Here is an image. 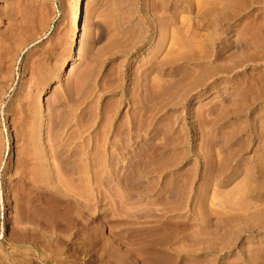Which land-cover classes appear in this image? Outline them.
I'll use <instances>...</instances> for the list:
<instances>
[{
	"label": "rangeland",
	"instance_id": "obj_1",
	"mask_svg": "<svg viewBox=\"0 0 264 264\" xmlns=\"http://www.w3.org/2000/svg\"><path fill=\"white\" fill-rule=\"evenodd\" d=\"M231 1H213L222 9H212L210 20L218 19L203 30L217 36L210 41L213 51L229 47L225 55L237 50V40L244 43L254 30L259 36L264 31V0H242L247 4L238 8ZM202 5L199 0H83L75 37L68 15L74 0H0V264H264L263 187L248 177L254 172L264 180V61L223 72L205 62L209 57L188 58L200 37L199 16L207 8ZM75 39L77 59L62 72ZM191 42L192 53L181 52L185 58L173 63V49ZM159 61L165 63L158 67ZM192 75H198L194 82ZM160 79L168 84L164 105L154 93L144 103L143 88L155 91ZM128 127H137L131 145L136 150L144 147L145 137L150 140L142 158L136 154L141 162H135L134 177L126 178L129 154L118 147ZM103 137L105 149L115 151L114 160L122 165L110 172L106 156L102 169L93 165L94 172L80 173L89 163L85 151L93 154V142ZM209 149L215 156L237 153L227 157L230 164L223 159L229 167L221 170V157ZM209 157L220 161L219 168ZM207 160L216 164L215 171ZM257 166L263 175H257ZM76 169L90 183L80 174L79 181ZM96 176L113 179L99 185ZM242 186L247 194L239 193Z\"/></svg>",
	"mask_w": 264,
	"mask_h": 264
},
{
	"label": "bare ground",
	"instance_id": "obj_2",
	"mask_svg": "<svg viewBox=\"0 0 264 264\" xmlns=\"http://www.w3.org/2000/svg\"><path fill=\"white\" fill-rule=\"evenodd\" d=\"M82 1L83 0H74V5H75V8L73 9V10H71V12L68 14L69 15V17H70V20H72L73 22H74V25H75V28H76V30H75V37H77L78 36V34H79V20H81L80 19V15H81V3H82ZM200 1V3H201V8H203V7H209L208 9L206 8L205 9V11H202L201 13H200V16H199V22L198 23H200L199 25H200V30H199V33H198V35L200 36L199 38H197V40H195V42H197L196 43V46H192V47H195V48H192L193 49V53H192V49H191V45H195V42H194V44H193V42H191L190 43V47L188 46V44L189 43H187V45L184 47L183 45L181 46V48H183V51H181L182 49L180 48V47H178V46H176V47H178V49H176V48H174L173 50L175 51V53H171L173 56L172 57H174V59H175V61H173L174 59H172V61H173V63L174 62H176V60H181V57L183 58L184 56L183 55H181V52L183 53V52H185V51H191L190 53H192V55H187V56H189L188 58H190V56H194V58H196L197 57V60L199 59V58H206V57H209V59L207 58V61H205L207 64H213L214 65V69L213 68H211V69H213V70H217L218 71V69L219 70H222L223 72L225 71V72H229V71H232V70H234V69H236L237 67H239V66H241L242 64H244L245 62H249V61H257V60H263L264 61V31L262 32V34L259 36V34L261 33L260 31H253V32H258V36L259 37H256V35H255V33H252L251 35H253V36H251V38L249 37L248 38V36H247V38H246V40L245 41H243L244 43H242L241 41V39L240 40H237L236 41V43L238 42V41H240L239 43H237V44H240V46L237 48V50H235V52H230L231 54H224L223 53V50L224 49H226V47H228V46H225V48H216V50H212V48H211V46L213 45V44H211V42L213 41V37H214V39L216 38L217 39V36L215 37V36H208V34L206 33H204V26L206 25V28H207V26L209 25V22L211 23V21L213 20H210L211 19V17L213 16L212 15V13H214L215 11H216V9H218V8H221V7H218V8H214V6H215V3L213 2V1H215V2H217L216 0H199ZM229 1V0H228ZM243 1H245V0H243ZM231 2H233V4L232 3H228L227 5H226V8H227V6L229 5V4H232L235 8H238V7H240V6H242L243 4H245L244 2H243V4H242V0H232ZM213 3H214V6H212L213 5ZM219 3V2H218ZM218 3H216V4H218ZM242 4V5H241ZM247 4V3H246ZM245 4V5H246ZM231 5V6H232ZM238 5V6H237ZM218 6H222L223 7V5L220 3V4H218ZM213 7V8H212ZM216 7V6H215ZM224 7H225V5H224ZM233 7V8H234ZM228 8H229V6H228ZM215 10L214 12H212L213 10ZM222 9V8H221ZM231 9H232V7H231ZM230 9V10H231ZM240 9V8H239ZM234 10V9H233ZM241 10V9H240ZM222 11V10H221ZM218 12H220L219 11V9H218ZM227 12V11H226ZM225 12V13H226ZM228 13V12H227ZM217 14V13H216ZM215 14V15H216ZM229 14V13H228ZM231 14V13H230ZM220 15H222L221 13H220ZM225 15V14H224ZM227 15V14H226ZM227 16H230V15H227ZM226 16V17H227ZM232 16V15H231ZM226 17H224L225 19H226ZM230 18V17H229ZM229 18H227L228 19V21H229ZM215 19H216V17H215ZM214 19V20H215ZM218 19V18H217ZM216 19V20H217ZM213 20V21H214ZM213 21H212V23H213ZM211 23V24H212ZM215 23V22H214ZM253 25V24H252ZM221 26H222V24H221ZM228 26V25H227ZM254 26V25H253ZM209 27V26H208ZM230 27V26H229ZM258 28V27H257ZM219 29V28H218ZM222 29V28H221ZM213 30V29H212ZM212 30L210 31L209 30V32L212 34ZM226 30H227V28H226ZM226 30H225V32H226ZM249 31H251L250 29H248ZM214 31V30H213ZM221 31H223V30H221ZM216 32V31H215ZM224 32V33H225ZM230 32V31H229ZM260 32V33H259ZM219 33H221L220 31H219ZM250 33V32H249ZM195 34V33H194ZM215 35L217 34L218 35V32H216V33H214ZM214 34H212V35H214ZM227 34V33H226ZM257 34V33H256ZM195 35H197V34H195ZM221 35H223L222 33H221ZM249 35V34H248ZM209 38H208V37ZM219 36V35H218ZM254 36H255V38H254ZM221 37V36H220ZM220 37H218V39L220 38ZM225 37V36H224ZM246 37V36H245ZM244 38V37H243ZM257 38V39H256ZM220 39H222V37L220 38ZM223 39H225V38H223ZM245 39V38H244ZM212 40V41H211ZM211 41V42H210ZM79 42L80 41H78L77 42V40L75 39V42L73 43V45L71 46V48H70V50H71V53H72V56L70 57V59L68 60V62L66 63V64H64V66L62 67V72H64V71H66V69L77 59V52H76V48L78 47V44H79ZM138 42V41H137ZM187 42H190V41H187ZM214 43V42H213ZM230 43H233V42H230ZM242 43V44H241ZM236 45V44H235ZM161 46V45H160ZM188 46V47H187ZM213 47H214V45H213ZM185 48H186V50H185ZM189 48H190V50H189ZM229 48V47H228ZM235 48H236V46H235ZM158 49V48H157ZM156 49V50H157ZM176 49V50H175ZM155 50V51H156ZM234 50V49H233ZM173 52V51H172ZM189 53V54H190ZM170 55V54H169ZM186 56V55H185ZM168 57H171V55L170 56H168ZM211 57V58H210ZM167 58V57H166ZM185 58V57H184ZM192 58V57H191ZM190 58V59H191ZM193 58V59H194ZM169 59V58H168ZM167 59V60H168ZM192 59V60H193ZM163 60V59H162ZM196 60V59H195ZM210 60V63H208V61ZM215 60H219V61H217L216 63L214 62ZM164 61V60H163ZM169 61H171V60H169ZM190 61V60H189ZM168 62V61H167ZM163 63H165V62H161L160 63V61H159V63L157 62V64H156V66H158V67H161L162 65H163ZM173 63H171V64H173ZM215 63V64H214ZM159 64H161V65H159ZM167 64V63H166ZM200 64V63H199ZM204 65H206V64H204ZM212 65V66H213ZM153 66V65H152ZM155 66V67H156ZM165 66V65H164ZM163 66V67H164ZM207 67H209L208 65H206ZM162 67V68H163ZM201 69H202V67H200ZM204 68H206V67H204ZM155 69V68H154ZM156 69H157V67H156ZM200 69V70H201ZM151 70H152V68H151ZM158 70H159V68H158ZM163 70V69H162ZM206 70H207V68H206ZM205 70V71H206ZM203 71H204V69H203ZM212 71V70H211ZM221 71V72H222ZM195 72V71H194ZM198 72H199V70H198ZM208 72V71H207ZM209 72H210V70H209ZM191 73H193V71L191 72ZM199 73H201V72H199ZM188 74V73H187ZM197 73L195 72V74L194 75H196ZM204 74V73H203ZM207 74V73H206ZM191 75V74H190ZM194 75H192V79L194 78V77H197V76H194ZM185 76V75H184ZM183 76V77H184ZM207 76V75H206ZM208 76H209V74H208ZM207 76V77H208ZM186 77H188V76H186ZM198 78H200V76L198 77ZM261 78V77H260ZM179 79V78H178ZM177 79V80H178ZM189 79H190V77H189ZM188 79V80H189ZM194 79H196V78H194ZM194 79H193V82H194ZM163 80V81H162ZM180 80H181V78H180ZM183 80V79H182ZM181 80V81H182ZM199 80V79H198ZM148 81V80H147ZM191 81V80H190ZM261 81V80H260ZM263 81H264V78H263ZM145 82V81H144ZM161 82V83H160ZM205 82V81H204ZM147 83V82H146ZM164 83L166 84V85H164ZM182 83V82H181ZM185 83V85L188 83L189 84V82H184ZM191 83V82H190ZM200 83V82H199ZM264 83V82H263ZM154 84H155V82H154ZM154 84H150V85H153V86H155ZM157 84H159L158 86H157ZM198 84V83H197ZM150 85H149V87H150ZM168 84L166 83V82H164V79H160V81H159V83H158V81L156 82V87H157V89H155V88H153L152 86H151V88L152 89H155V91L153 90H150L149 92H147L148 90L146 89V88H143V90L145 91V92H143L144 93V96H143V98H142V100H143V102L144 101H147L149 98L151 99L152 97H149L150 96V94H149V96H147L148 95V93H151V94H153V97L155 96L156 98L154 99V98H152V100L154 99L155 101L156 100H160V101H158V103H160L161 101V103H163V101L165 100L164 98H165V96H167V90L165 89L166 88V86H167ZM183 85V84H182ZM190 85V84H189ZM145 86V85H144ZM181 86V85H180ZM199 86V85H198ZM261 86V85H260ZM263 86V88H260V89H263L262 90V92H260L261 94V96L263 97V100H264V85H262ZM261 86V87H262ZM141 87V86H140ZM182 87V86H181ZM184 87V86H183ZM193 87H195V86H193ZM150 88V89H151ZM184 88H186V86L184 87ZM184 88H182V90H184ZM190 88H191V86H190ZM189 88V86H188V89H190ZM164 89H165V92H164ZM178 89V88H177ZM186 90V89H185ZM184 90V91H185ZM152 91V92H151ZM261 91V90H260ZM142 92V91H141ZM183 92V91H182ZM186 92H188L187 90H186ZM186 92H184V93H186ZM245 92V91H244ZM142 93V94H143ZM165 93H167L166 95H165ZM169 95V94H168ZM179 95H181V94H179ZM242 95V94H241ZM141 96V95H140ZM187 96H188V94H187ZM147 97H149L148 99H147ZM170 97V96H169ZM260 97V96H259ZM157 98H159V99H157ZM168 98V97H167ZM166 98V99H167ZM181 98V97H180ZM185 98H186V96H185ZM139 99V101H140V98H138ZM145 99V100H144ZM182 99V98H181ZM184 99V98H183ZM137 100V99H136ZM167 101H168V99H167ZM141 102V101H140ZM148 102H149V100H148ZM169 102V101H168ZM145 103V102H144ZM152 103H153V101H152ZM163 105H164V103H163ZM237 105V104H236ZM240 105V104H239ZM149 106V105H148ZM158 106H160V105H158ZM157 106V107H158ZM146 107V106H145ZM148 108V107H147ZM235 108H237V107H235ZM234 109V108H233ZM237 109H239V108H237ZM152 110V109H151ZM228 110V109H227ZM236 110V109H235ZM230 111V110H229ZM237 111V110H236ZM146 113V112H145ZM143 119V118H142ZM89 121V120H88ZM87 122V121H86ZM85 122V123H86ZM147 124L145 125V127H144V129H146V130H142L143 131V133H145V136H147L148 134H149V121L148 122H146ZM132 126H133V124H132ZM141 126H144V125H142L141 124ZM88 127V122L85 124V128H87ZM131 127V126H130ZM130 127H128V130L127 131H125L124 130V135H123V137L122 138H124V142H122V145L120 146L119 145V147H118V144H117V142L116 143H114L113 144V146H115L114 147V149H116L117 147H118V149L119 150H121V148L123 149L124 148V150H126V153H128L129 155L126 157V160H127V164L126 165H128V177H126V178H129L131 175V177H134V175L133 174H130V173H132L133 172V170L132 169H134V170H136V167H137V165H136V167H135V162L137 161V159H136V157H137V155L138 156H140L141 154V152H143L142 150V148H144V147H146L145 145H147V141L148 140H150L149 139V137H145V145H143L144 147H142V148H137V150H138V152H137V150H136V148H135V146L134 147H132L133 146V143L134 142H132V141H134V139H133V135H134V132H135V134H137V127H133V130H131V128ZM89 128V127H88ZM139 128V127H138ZM260 128V127H259ZM121 129V128H120ZM112 130V129H111ZM110 130V131H111ZM136 130V131H135ZM141 130V127L139 128V132H141L140 131ZM195 130V129H194ZM113 131V130H112ZM115 131H117L116 133H119L120 131L119 130H115ZM122 132H123V130H121ZM260 132V131H259ZM138 134H141V133H138ZM233 134V133H232ZM254 134H255V136L256 135H258V134H256L255 132H254ZM101 135V134H100ZM103 135V134H102ZM102 135H101V137H102ZM105 135V134H104ZM118 135V134H117ZM250 135V134H249ZM263 135V134H262ZM107 136V135H106ZM232 136V135H231ZM254 136V135H253ZM260 136V135H259ZM119 137V136H118ZM264 137V136H263ZM98 139L100 138V136L99 137H97ZM152 138V137H151ZM229 138V137H228ZM233 138V137H232ZM231 138V139H232ZM251 138V137H250ZM255 138V137H254ZM106 139H108L107 137H103L102 139H100V140H96L95 142H93L94 144H93V146L95 145V151L93 152V154H87V151H85V155H86V159L89 161V163L88 164H85V166L84 167H82V169L84 170H80V171H78L77 169H81V167L79 168H77L76 170L78 171V172H76V173H78V175H76V177L77 176H79V174L80 173H83V174H88V172H94L95 171V169L93 168L94 166L96 167H98V169H102L103 168V162H105V161H107V158H105L106 156L108 157V159L110 158V161H108V165H109V167L110 168H112L111 170H110V172L111 171H114V173H116L117 171V168L119 169V167H117L118 165L117 164H119L120 162H116L115 160H114V158H115V154L117 155V153H114L115 151H113V152H108V150L107 149H105L106 147H105V144L107 143V141H106ZM144 139V138H143ZM225 139V138H224ZM223 139V140H224ZM230 139V140H231ZM253 139V138H252ZM251 139V140H252ZM264 139V138H263ZM119 140H121V137H120V139ZM123 140V139H122ZM228 140V139H227ZM226 140V141H227ZM247 140H249V138L247 139ZM152 141V140H151ZM214 141V140H213ZM234 141V140H233ZM236 141V140H235ZM239 141V140H238ZM243 142H245L246 143V141H244V140H242ZM242 141H240L241 143H242ZM250 141V140H249ZM227 142H229V141H227ZM227 142H225V141H223L222 143H224V144H227ZM230 142H232V141H230ZM229 142V143H230ZM262 142V141H261ZM263 142H264V140H263ZM262 142V143H263ZM149 143V142H148ZM212 143V142H211ZM234 143V142H233ZM244 143V145L243 146H240V149L242 148H244V146L246 145ZM262 143H261V147H263V145H262ZM221 144V143H220ZM231 144V143H230ZM240 144V143H239ZM264 144V143H263ZM132 145V146H131ZM211 145V144H210ZM229 145V144H228ZM232 145V144H231ZM240 145H242V144H240ZM141 146V145H140ZM192 146V145H191ZM223 146H225V145H223ZM222 146V147H223ZM227 147H229V146H227ZM209 148H210V146H209ZM212 148V147H211ZM148 149V148H147ZM231 149V148H230ZM234 149V148H233ZM238 149H239V146H238ZM240 149L238 150V151H240ZM117 150V149H116ZM146 150V149H145ZM190 150V149H189ZM192 150V149H191ZM213 150V149H212ZM235 150V149H234ZM150 151V150H149ZM159 151V150H158ZM209 153H211V151H210V149L209 150H207ZM236 151V150H235ZM234 151V152H235ZM160 152V151H159ZM207 152V153H208ZM232 153V155H230L229 154V156L232 158V156L233 155H235L234 154V152L233 151H231ZM215 153V152H214ZM228 153V152H227ZM227 153H226V155H227ZM235 153H237V152H235ZM239 153V152H238ZM137 154V155H136ZM155 154H157V153H155ZM160 154H161V152H160ZM159 154V155H160ZM168 154V153H167ZM167 154H165V156L167 155ZM185 154H188L187 152L185 153ZM212 154V153H211ZM216 154V153H215ZM149 155V154H148ZM173 155V154H172ZM176 155V154H175ZM184 155V154H183ZM212 155H214V154H212ZM225 155V156H226ZM143 156V155H142ZM174 156V155H173ZM208 156H210L211 157V155L209 154ZM208 156H206V157H208ZM216 156L218 157V156H220L221 157V160H222V164L220 165V167H221V170H222V166L223 167H225L227 164H225V162H224V158L226 159L227 157L229 158V156L227 155L226 157L224 156H221V155H219V153L218 154H216ZM215 155H214V157H216ZM141 157V156H140ZM140 157H138V160L140 161ZM151 157V156H150ZM153 157V156H152ZM160 157V156H159ZM161 157H163V156H161ZM171 157V156H170ZM175 157H177V156H175ZM183 157V156H182ZM181 157V158H182ZM210 157H209V162L212 160H215V161H213V162H218L219 160H220V157H218L219 158V160H217L216 161V158H214V159H211L210 160ZM223 157V158H222ZM234 157V156H233ZM258 157V156H257ZM142 158V157H141ZM146 158H147V156H146ZM149 158V157H148ZM154 158V157H153ZM167 158V157H166ZM165 158V159H166ZM183 158H186L185 156L183 157ZM191 158V157H190ZM199 158V157H198ZM197 158V159H198ZM212 158V157H211ZM217 158V159H218ZM226 159V163L228 162V161H230L229 159ZM260 157H258V159H259ZM155 159H157V158H155ZM164 159V158H163ZM175 158L173 157L172 159H170V162L172 161V160H174ZM177 159V158H176ZM187 159H189V158H187ZM207 159V158H206ZM240 159V158H239ZM257 159V160H258ZM144 160H145V157H144ZM151 160V159H150ZM153 160V159H152ZM162 160V159H161ZM167 160H169V159H166V161ZM182 160H184V159H182ZM220 160V161H221ZM228 160V161H227ZM233 160H234V158H233ZM236 160H238V159H236ZM115 161V162H114ZM139 161H137V163H140ZM148 161V160H147ZM160 160H158V162H159ZM176 161V160H175ZM174 161V163H176ZM180 161V160H179ZM212 161L210 162V163H212ZM219 161V162H220ZM235 161V160H234ZM259 161V160H258ZM258 161H255V163H258ZM146 162V161H145ZM154 162H156L155 160H154ZM168 163H169V161H167ZM167 162L165 163H163V164H161L160 165V167L162 166V168L164 167V168H166L167 166H170L171 164L169 163V165H167ZM173 162V161H172ZM219 162L218 163H216V164H218V168H219ZM224 162V163H223ZM237 162V161H236ZM235 162V163H236ZM143 163V162H142ZM152 163V162H151ZM157 163V162H156ZM174 163H172V165L174 164ZM205 163H208V160L205 162ZM210 163H208V165L210 164ZM231 163V161L229 162V164ZM263 163H264V161H263ZM106 164V163H105ZM121 164V163H120ZM146 164V163H145ZM164 164H166L165 166H163ZM177 164V163H176ZM200 164V163H199ZM216 164H213V165H215L216 166ZM224 164H225V166H224ZM262 164V163H261ZM91 165H92V168H91ZM94 165V166H93ZM102 166L101 168H99V166ZM122 165V164H121ZM120 165V166H121ZM159 165V164H158ZM175 165V164H174ZM212 165V166H213ZM255 165V164H254ZM257 165V164H256ZM258 165H260L259 163H258ZM263 165V164H262ZM107 166V165H106ZM146 166V165H145ZM156 166V165H155ZM210 166V165H209ZM212 166H210V167H212ZM215 166H213V170H214V167ZM232 166H234V165H232ZM238 166V165H237ZM264 166V165H263ZM105 167V166H104ZM147 167V166H146ZM151 167V166H150ZM157 167V166H156ZM156 167H155V169H156ZM159 167V168H160ZM172 167V166H171ZM206 167H208V166H206ZM210 167H208L209 169H210ZM226 167H229V166H226ZM225 167V168H226ZM254 167V166H253ZM258 167L259 166H257V169H258ZM141 168H143V167H141ZM216 168H217V166H216ZM233 168V167H232ZM161 169V168H160ZM212 169V168H211ZM260 169H261V167H260ZM94 170V171H93ZM139 170H141V169H139ZM138 170V171H139ZM150 170V169H149ZM151 170H152V168H151ZM159 170V169H158ZM217 170V169H216ZM219 170V169H218ZM223 170H224V168H223ZM226 170V169H225ZM142 171H144V170H142ZM161 171V170H160ZM212 171V170H211ZM215 171V170H214ZM214 171H212L214 174H215V176H216V174H217V172L215 173ZM227 171V170H226ZM226 171H224V172H226ZM236 171H238V170H236ZM255 171H256V169H255ZM258 171H259V173H257V175L258 174H262L263 175V173L261 172V170H259L258 169ZM257 171V172H258ZM80 172V173H79ZM86 172V173H85ZM137 172V171H136ZM212 172H209V173H212ZM221 172H223V171H221ZM221 172H220V174H221ZM66 173V172H65ZM113 173V172H112ZM113 173V174H114ZM134 173V172H133ZM140 173V172H139ZM256 173V172H255ZM83 174H80L81 175V179H82V176H84L83 177V179L86 181V182H88L89 181V176L87 177L86 175H83ZM94 174V173H93ZM95 174H96V172H95ZM137 174V173H136ZM213 174V175H214ZM219 174V175H220ZM99 175V174H98ZM211 175V174H210ZM99 176H101V175H99ZM112 176V175H111ZM114 176V175H113ZM112 176V177H113ZM116 176V175H115ZM137 176H139L138 178H136V180L138 179V180H140L141 178H140V176H141V174L140 175H138L137 174ZM144 176V175H143ZM217 176H218V174H217ZM216 176V177H217ZM249 176H252L251 177V179L252 178H254V179H256V181H258L259 183L260 182H262L261 184H260V187H263V188H261V190H259V192L261 191V193H260V196H259V198L261 199V201H263L264 202V186H261L262 184L264 185V180H258V177L257 176H255V174H254V172L250 175V173H249V175H248V177ZM74 176H72L71 178H72V180L74 179L73 178ZM86 177V178H85ZM109 177V178H108ZM108 177H105V178H103V177H97L96 176V178H94L93 180V182H95L96 184H99V185H101V184H103V182L104 183H106L107 181H109V182H111V180L114 178H110V176H108ZM117 177V176H116ZM213 177V176H212ZM211 177V178H212ZM219 177V176H218ZM220 177H221V175H220ZM219 177V178H220ZM262 177V176H261ZM59 178V177H58ZM88 178V179H87ZM92 178V177H91ZM108 178V179H107ZM140 178V179H139ZM185 177H183V178H179V179H177L178 181L179 180H182V179H184ZM188 178V177H187ZM78 179V178H77ZM80 179V176H79V181L81 180ZM115 179V178H114ZM135 179V178H134ZM220 179H222V178H220ZM219 179V180H220ZM263 179H264V175H263ZM116 180H117V178H116ZM124 180V179H123ZM126 180V179H125ZM127 180H130V179H127ZM250 180V179H249ZM60 181V179L58 180V183H60L59 182ZM82 181V180H81ZM84 181V182H85ZM119 181V180H118ZM117 181V182H118ZM141 181V180H140ZM184 180H182V182H183ZM185 181H187L186 179H185ZM248 181V180H247ZM254 181V180H253ZM85 182V183H86ZM120 182V181H119ZM250 182V184H251V187H250V193H252V194H254L255 195V188L256 187H254L253 186V184H255L254 182L253 183H251V181H249ZM249 182H247V184H249ZM89 183H90V181H89ZM108 183V182H107ZM138 183V182H137ZM180 183H181V181H180ZM184 183H187V182H184ZM183 183V184H184ZM259 183H258V185L257 186H259ZM88 184V183H87ZM92 184V183H91ZM242 184H244L245 186L244 187H249L250 186V184H249V186H246V183H242ZM185 185V184H184ZM60 186H62V184L60 185ZM181 186V185H180ZM243 187V186H242ZM244 187L242 188L243 189V191H242V189L240 190L241 192H239V193H242V194H244L245 192V189H244ZM258 188V187H257ZM85 190V189H84ZM248 190V189H247ZM63 191H65L64 189H63ZM67 191H68V189H67ZM79 190L77 189L76 190V192H78ZM81 191V190H80ZM79 191V192H80ZM72 192H74V191H72ZM62 193V192H61ZM69 193V192H68ZM71 193V192H70ZM75 193V192H74ZM73 193V194H74ZM84 193H85V191H84ZM238 193V194H239ZM256 193H257V191H256ZM72 194V195H73ZM78 194V193H77ZM245 194H247V191H246V193ZM79 195V194H78ZM81 195V198L83 199L84 197L82 196V194H80ZM50 196V195H49ZM77 196V195H76ZM256 196V195H255ZM58 197V196H57ZM60 197V196H59ZM71 197V196H70ZM69 197V198H70ZM78 197V199H79V196H77ZM240 197H242V195H240ZM80 198V199H81ZM250 199V197H246V200L247 199ZM243 199V198H242ZM252 199V198H251ZM259 199V200H260ZM50 200V199H49ZM54 200V199H53ZM61 200V199H60ZM64 200V199H63ZM68 201H69V199H67ZM84 200H85V198H84ZM257 200V199H256ZM55 201V200H54ZM66 202V201H65ZM85 202V201H84ZM249 202H251V201H249ZM53 203V202H52ZM51 203V204H52ZM54 203H56V202H54ZM254 203H256V202H254ZM69 204V203H68ZM74 204V203H73ZM250 205H252V203H249ZM60 205V204H59ZM63 205V204H62ZM69 205H72V204H69ZM80 205V204H79ZM254 205V204H253ZM58 206V205H57ZM56 206V207H57ZM66 206H67V204H66ZM255 206V205H254ZM256 206H258V204L256 205ZM61 207V206H60ZM67 207H69L70 208V206H67ZM245 207V206H244ZM54 208V207H53ZM84 208V207H83ZM235 208V207H234ZM233 208V209H234ZM250 208V207H249ZM249 208H247V206H246V208H245V210H247V209H249ZM261 208V207H260ZM55 209V208H54ZM66 209V208H65ZM239 209V208H238ZM238 209H234L236 212H237V210ZM240 209H242V208H240ZM239 209V210H240ZM257 209V208H256ZM45 210V209H44ZM63 209H61V211H62ZM69 210V209H68ZM244 210V211H245ZM261 210V212H263V213H261L260 212V214H262L260 217L261 218H259V219H261L260 221H259V226L261 225L262 227H264V206L260 209ZM43 211V210H42ZM41 211V212H42ZM53 211V210H52ZM256 211V210H255ZM46 212H48L47 210H46ZM56 212H57V210H56ZM64 212V211H63ZM43 213V212H42ZM53 213V212H52ZM66 213V212H65ZM68 213V212H67ZM73 213V212H72ZM83 213V212H82ZM240 213V212H239ZM257 213L259 214V212L257 211ZM256 213V214H257ZM54 214V213H53ZM63 214V213H62ZM50 215V214H49ZM56 215H58V214H56ZM66 215V214H65ZM68 215V214H67ZM254 215H255V213H254ZM254 215H253V217H254ZM45 216V215H44ZM47 216H48V214H47ZM73 216V215H72ZM243 216V215H242ZM247 216V215H246ZM251 216H252V214H251ZM258 216V215H257ZM257 216L255 215V219H257ZM46 217V216H45ZM61 217V216H60ZM63 218V217H62ZM66 218V217H65ZM76 218V217H75ZM238 218H239V216H238ZM237 218V219H238ZM46 219V218H45ZM47 220V219H46ZM49 220V219H48ZM63 220V219H62ZM75 220V219H74ZM53 221V220H52ZM57 221V220H56ZM64 221H66V220H64ZM67 221H69L68 219H67ZM250 221H251V219H250ZM254 221V220H253ZM256 222H257V220H255ZM71 222V221H70ZM79 222V221H78ZM77 222V223H78ZM54 223V222H53ZM65 223V222H64ZM81 223V222H80ZM252 223V222H251ZM59 224V223H58ZM74 224V223H73ZM254 224V223H253ZM252 224V225H253ZM64 225V224H63ZM251 225V226H252ZM66 226H68L67 224H66ZM78 226V225H77ZM256 226V225H255ZM258 226V225H257ZM69 227V226H68ZM72 227V226H71ZM71 227H69V228H71ZM73 227H74V225H73ZM254 227V226H253ZM261 227V228H262ZM67 228V227H66ZM165 234V233H164ZM166 235V234H165ZM168 236V235H167ZM160 237V236H159ZM163 237V236H162ZM196 238V237H195ZM159 240H161V237H160V239ZM193 240H194V238H193ZM196 241H198V240H196ZM200 241H202V240H200ZM200 241H198V242H200ZM192 243H194V242H192ZM196 243V242H195ZM127 247V246H126ZM117 248V247H116ZM115 249V248H114ZM119 249V248H118ZM117 249V250H118ZM123 251V250H122ZM126 251V250H125ZM112 252V251H111ZM131 252V251H130ZM134 252V251H133ZM126 253V252H125ZM153 253V252H152ZM131 254V253H130ZM129 254V255H130ZM138 255H139V253H137ZM141 254H143V253H141ZM147 254V253H146ZM146 254H145V256H146ZM100 255V254H99ZM108 255V254H107ZM170 255V254H169ZM131 256V255H130ZM157 256V255H156ZM99 257V256H98ZM111 257V256H110ZM114 257V256H113ZM140 257H141V255H140ZM147 257H148V255H147ZM158 257V256H157ZM159 258H161V257H159ZM144 259V258H143ZM149 259V258H148ZM166 259V258H165ZM159 260V259H158ZM157 260V261H158ZM114 261H115V259H114ZM113 261V262H114ZM149 262H150V260H148ZM153 261V260H152ZM151 261V262H152ZM155 261V260H154ZM163 261V260H162ZM105 262V261H104ZM103 262V263H104ZM144 262V261H143ZM106 263V262H105ZM116 263V262H115ZM138 263V262H137ZM145 263V262H144ZM158 263V262H157ZM162 263V262H161ZM166 263V262H165ZM146 264H147V262H146ZM154 264V263H153Z\"/></svg>",
	"mask_w": 264,
	"mask_h": 264
}]
</instances>
